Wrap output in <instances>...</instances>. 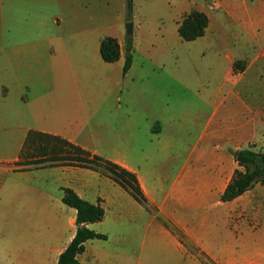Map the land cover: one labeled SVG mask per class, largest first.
Segmentation results:
<instances>
[{
  "label": "crops",
  "instance_id": "0c3cea01",
  "mask_svg": "<svg viewBox=\"0 0 264 264\" xmlns=\"http://www.w3.org/2000/svg\"><path fill=\"white\" fill-rule=\"evenodd\" d=\"M128 1L0 0V264H58L77 231V212L63 203L64 189L105 211L104 220L88 228L107 239L88 241L80 264H108L116 229L123 228L142 235L139 264H153V251H178L187 264H204L201 254L215 264H264V184L221 201L241 170L235 154L264 152V0H132L129 22ZM193 11L205 14L209 25L203 37L185 42L179 28ZM228 21L240 35L223 52L214 31L227 32ZM105 38L120 45L116 63L101 57ZM128 54L132 66L124 74ZM193 58L208 67L222 61L223 81L214 85L209 68L187 73ZM238 62L246 63L244 70L234 67ZM169 86L177 95L191 91L202 108L187 112L179 99L171 104ZM115 126L116 137H107ZM32 133L135 174L152 211L99 172L27 165ZM159 158L167 165L195 160L177 162L171 179L150 178L144 165ZM128 241L136 246L133 236Z\"/></svg>",
  "mask_w": 264,
  "mask_h": 264
},
{
  "label": "trees",
  "instance_id": "16d2710c",
  "mask_svg": "<svg viewBox=\"0 0 264 264\" xmlns=\"http://www.w3.org/2000/svg\"><path fill=\"white\" fill-rule=\"evenodd\" d=\"M132 9V0H129L127 4L128 22L131 21L132 18ZM208 25L209 19L205 14L193 11L183 18L179 28L180 37L185 42L195 41L205 35ZM131 41L132 39L128 38L129 45H131ZM100 53L104 62L109 64L116 63L121 55L120 45L114 38H105L101 43ZM239 65V62L235 63L234 67L242 70ZM131 66L132 55L128 54L125 61L124 74L129 72ZM32 137L52 138L62 141L58 138L37 133H32ZM63 143L70 148V151L66 156L59 157V159L53 158L52 160L73 163L76 166L96 171L107 176L114 183L127 191L146 210L152 211L135 174L128 172L111 161L92 155L80 147L65 141H63ZM236 162L241 170L235 172L233 179L221 196L222 202H231L237 199L250 190L256 183L264 184V152H255L251 149L239 151ZM35 164H42V162ZM63 192V203L77 212V231L72 242L60 255L58 264H80L78 256L84 253L85 244L88 241L107 239L105 235L98 234L88 228L89 225L102 222L105 218V211L100 205H93L88 201L83 200L71 189H64ZM153 212L156 213V210ZM158 219L167 230L180 240L182 244L189 249L192 248L185 235L172 223L160 216H158Z\"/></svg>",
  "mask_w": 264,
  "mask_h": 264
},
{
  "label": "rangeland",
  "instance_id": "374dc122",
  "mask_svg": "<svg viewBox=\"0 0 264 264\" xmlns=\"http://www.w3.org/2000/svg\"><path fill=\"white\" fill-rule=\"evenodd\" d=\"M227 27L228 30L225 32L224 30L220 29L218 26L216 27V30L214 31V35L218 36L220 39L218 40L219 43V49L221 51H226L228 49H225V45H230L231 42L236 39L240 35V30L238 31L237 28L234 27L233 23L231 21L227 22ZM217 32V33H215ZM219 33V34H218ZM235 65V64H234ZM222 61H215L214 63H211V66L208 67L207 63L205 61H198V59L193 58L190 64H187L185 69L187 73H197L200 71H206L209 69L214 71L216 75H213V73L208 71L207 77L210 78V80L214 83V85H219L221 81H223V75L221 74L220 70L222 67ZM246 66L245 62L240 63L239 67L244 70V67ZM223 69V68H222ZM167 94L169 95V102L171 104H176L179 101L184 102L185 104V110L189 112V110L195 109V107H200L202 108V101L195 96L191 91H188L187 89L183 94H175L172 91L171 86H169ZM179 99V101H178ZM112 132L114 137H116V126L112 127L109 131H107V137L112 136ZM195 134L193 132L190 133L189 135V140L186 141V148L185 152H188V146H191ZM104 144H107L105 142ZM32 148L26 153L29 155H32V162H26L27 165H32L35 163H40L42 162V165L45 166H51L53 165L54 167H58L60 165L64 164H69L72 165L73 167H80L76 166L75 164L71 163H66L61 160L54 161L52 160L53 158L59 159V157H64L68 154L70 151V148L67 147L63 141L55 140L52 138H43V137H34L33 142H32ZM230 155L233 154L234 152L231 151L229 152ZM176 160V161H175ZM195 159H189V158H184L183 160H178V159H169L168 165H170V168H168L167 159L166 158H159V159H151L149 161V165H144L145 171L147 172L150 176H162L166 180L168 177L171 179L174 177V172L176 171L177 167L176 164L179 162L180 164H188L190 161H194ZM143 167V168H144ZM164 170V171H163ZM157 172V173H154ZM161 172V173H159ZM103 175V174H102ZM105 176V175H103ZM107 177V176H105ZM186 177V176H185ZM139 227L143 225L142 221H138L137 223ZM104 231L109 232L110 234L112 233L111 226H106L104 225ZM139 232L130 231L127 228L123 229H116V254L115 255H110V261L108 264H139V261L141 259V254L139 253L138 246L141 243L142 240V235L138 234ZM113 234V233H112ZM122 235V237H121ZM130 236H133L134 239H136V246L131 247L129 243ZM190 243V242H189ZM192 247V243L189 244ZM192 254H194L192 251H190ZM195 256H198L197 253L195 252ZM151 257L154 260L153 264H187V262L183 261L182 254L179 253L178 251H171L169 253H157L153 251L151 253ZM200 259L204 264H215L211 259L209 260L204 254L200 255Z\"/></svg>",
  "mask_w": 264,
  "mask_h": 264
},
{
  "label": "water",
  "instance_id": "95a60500",
  "mask_svg": "<svg viewBox=\"0 0 264 264\" xmlns=\"http://www.w3.org/2000/svg\"><path fill=\"white\" fill-rule=\"evenodd\" d=\"M126 31H127V33H128L129 35L132 34V31H133V24H132V23H128V24L126 25ZM237 156H238V153L235 154V157H236V158H237Z\"/></svg>",
  "mask_w": 264,
  "mask_h": 264
}]
</instances>
